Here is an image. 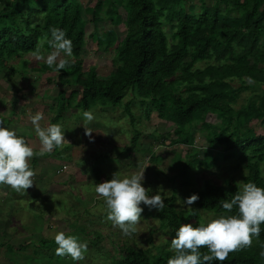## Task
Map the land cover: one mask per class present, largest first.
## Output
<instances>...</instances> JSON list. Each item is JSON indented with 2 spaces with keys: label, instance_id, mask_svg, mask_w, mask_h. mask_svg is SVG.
<instances>
[{
  "label": "trees",
  "instance_id": "trees-1",
  "mask_svg": "<svg viewBox=\"0 0 264 264\" xmlns=\"http://www.w3.org/2000/svg\"><path fill=\"white\" fill-rule=\"evenodd\" d=\"M188 1L97 0L84 9L82 0H12L0 12V68L11 60L36 53L40 44L51 51L45 38L50 37L51 29H62L73 43L74 61H69V66L60 72L48 66L42 68L58 74L57 81L46 79L45 85L56 82L61 87L50 124L60 122L72 104L83 112L95 106L115 107L131 90L156 112L159 120L174 125L177 138L171 144L193 146L189 129L200 125L210 132L203 135L207 142L203 152L207 168L227 154L224 159H236L247 171L242 183L264 187V0H211L210 6L201 5V13L196 17L190 15L192 7L182 5ZM120 9L124 12L121 21ZM233 11L239 12L240 17H231ZM33 15L42 16L41 23L32 25ZM83 16H88L95 26L104 22L111 27L92 35L97 48L115 52L112 71L106 79L99 78L95 70L87 74L83 71L79 59L85 45ZM120 23L125 33L118 38L114 27ZM165 25L175 41L171 46ZM199 63H206L205 68L196 69ZM22 65L26 67L25 63ZM237 81L242 85L234 88L232 83ZM247 82L260 85L263 95L235 110L231 104L246 89ZM126 112L131 115L129 106ZM212 115L220 117L221 126L227 128L211 127L206 118ZM247 123L259 124L260 132L246 128ZM139 136L136 131L131 149L136 148ZM211 150L218 153L211 154ZM186 155L193 158L189 161V166H193L196 154ZM152 158L159 160L158 156ZM238 189L233 179L226 180L223 186L205 182L203 190L192 193L199 199L190 211L177 212L172 196L164 200L165 207L159 211L158 219L174 237L182 223L200 226V211L216 216L234 214L235 209L225 213L220 205ZM113 246L114 264H168L173 256V252L161 251L148 257L122 242H113ZM200 251L202 255L208 254L206 248ZM262 252L264 225L250 247L230 253L223 264H264Z\"/></svg>",
  "mask_w": 264,
  "mask_h": 264
},
{
  "label": "rangeland",
  "instance_id": "rangeland-1",
  "mask_svg": "<svg viewBox=\"0 0 264 264\" xmlns=\"http://www.w3.org/2000/svg\"><path fill=\"white\" fill-rule=\"evenodd\" d=\"M11 1L1 0L0 12ZM82 1L85 9L97 0ZM211 3V0H190L182 5L192 7L190 15L196 17L201 13L202 4L210 6ZM34 7L40 9L39 5ZM119 12V20H124L123 10ZM26 17L24 10L23 20ZM231 17L239 18L240 13L233 11ZM41 19L42 16L33 15L30 21L36 25L41 23ZM83 20L85 45L79 58L83 62V71L87 74L95 70L99 78L106 79L112 71L115 52L97 48L92 35L94 31L101 33L111 27L104 22L95 26L88 16H83ZM164 27L171 46L175 43L172 32L168 26ZM114 30L118 38L124 36L121 23ZM37 51L46 56L52 50L46 51L40 44ZM59 59L66 58L61 55ZM24 63L26 67L22 65ZM45 66L44 61L31 53L0 68V121L23 136L35 152L39 151L40 145L30 117L37 112L42 113L41 126L47 127L55 117L57 95L61 90L56 82L49 87L45 85L46 79L57 81L58 75L42 71ZM205 66L206 63H199L195 68L204 69ZM232 85L238 88L242 84L237 81ZM245 86L246 89L241 90L231 104L235 110L263 95L260 85L247 82ZM128 106L131 115L126 112ZM147 108V104L142 103L131 90L125 92L118 106L93 107L90 111L94 113L95 120L88 125L95 131L91 142L85 136L83 111L77 104L67 109L58 122L67 142L51 154L35 156L29 162L35 172L33 186L26 192H16L9 186L0 185V264H74L70 257L56 255L54 237L58 232L74 235L87 243L85 258L78 264H114L113 242H122L148 257L161 251L173 252L170 249L172 232L159 221V210H149L141 204L144 208L142 220L131 237L123 236L118 228L112 226L103 200L97 198L94 183L108 181L115 173L123 178L145 169L143 186L151 189L153 195L160 190L164 200L173 196L177 212H188L193 208V204L186 206L183 201L194 191L203 190L205 182L223 186L226 180L233 179L241 187L247 171L236 159H224L228 157L225 154L218 157L211 168L205 165L203 152L207 142L203 135L209 131L195 125L189 129L194 138L193 146L173 145L171 142L177 138L173 133L174 125L159 120L150 107L148 114ZM206 119L211 127H223L220 117L212 115ZM246 128L257 134L260 132L259 124L247 123ZM136 131L140 136L136 148L131 149ZM189 152L196 154L193 166H189V161H193L186 155ZM153 155L159 160H154ZM262 168L264 177V165ZM199 216L200 225L218 217L201 211Z\"/></svg>",
  "mask_w": 264,
  "mask_h": 264
},
{
  "label": "clouds",
  "instance_id": "clouds-1",
  "mask_svg": "<svg viewBox=\"0 0 264 264\" xmlns=\"http://www.w3.org/2000/svg\"><path fill=\"white\" fill-rule=\"evenodd\" d=\"M52 51L46 56L39 51L35 53L38 60L44 61L49 68L60 72L69 66V59L73 55V43L67 38L62 29L53 28L50 37L45 38ZM63 55L66 59H59ZM42 113H35L30 117L36 137L39 140L38 152L13 129L7 128L0 121V185L9 186L16 192H26L33 186L34 170L29 162L35 156L51 154L65 142L64 130L61 124L41 126ZM85 136L90 142L95 131L89 127L94 120V113L90 110L82 113ZM143 171L120 178L113 174L108 181L94 183L97 198L103 200L107 210V219L114 228H118L125 237H131L137 232L142 220L145 207L161 210L165 207L164 198L160 192L152 194L146 189ZM199 197L191 195L183 201L186 206L192 205ZM221 208L225 213L212 219L206 224L193 227L192 224L182 223L170 241L173 256L168 264H223L229 254L239 249L250 247L253 239L258 238L261 225H264V187L253 182L242 183L241 187L230 200H222ZM190 208V207H189ZM57 245L55 253L60 257H70L74 264H78L88 251L86 242H81L74 235L58 232L54 237ZM201 248H206L208 254H201ZM264 256V252L261 253Z\"/></svg>",
  "mask_w": 264,
  "mask_h": 264
},
{
  "label": "crops",
  "instance_id": "crops-1",
  "mask_svg": "<svg viewBox=\"0 0 264 264\" xmlns=\"http://www.w3.org/2000/svg\"><path fill=\"white\" fill-rule=\"evenodd\" d=\"M34 162V161H33Z\"/></svg>",
  "mask_w": 264,
  "mask_h": 264
}]
</instances>
